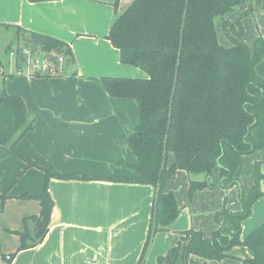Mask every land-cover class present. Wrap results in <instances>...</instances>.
Here are the masks:
<instances>
[{
  "label": "crops",
  "instance_id": "1",
  "mask_svg": "<svg viewBox=\"0 0 264 264\" xmlns=\"http://www.w3.org/2000/svg\"><path fill=\"white\" fill-rule=\"evenodd\" d=\"M114 1L32 3L28 0H0V27L17 32V43L22 38L29 40L31 34L52 37L68 45L73 55L72 63L64 64L60 76L37 78L25 75L21 77L24 91L15 92L35 118L32 131L18 142V153L38 166L50 164L59 173L71 177L50 179L48 190L53 208L48 231L36 246L15 253L20 237L7 232H22L23 219L40 212L37 200L20 196L41 194L44 173L35 167L25 170L24 160L11 155L8 148L0 145V196L8 194L4 201H0V248L5 256L12 255L11 260L3 259L0 264L139 262L148 238L155 188L106 179L135 173L132 166L136 158L127 138L139 124L138 106L130 99L110 97L101 79L141 75H136L140 73L137 71H117L118 65L123 64L113 46H107L108 50L82 47L87 41L100 43L98 35L109 31L115 19ZM126 4L127 0H121L119 11ZM259 6L263 17L264 0H260ZM88 13L92 20H87ZM96 14L95 23L101 24L103 32L94 25ZM8 24L13 27L9 28ZM172 161L170 156L168 165ZM256 171L260 175L258 186L264 193V148L240 158L235 177L246 193L256 184ZM203 179V174L178 170L167 180L166 191L174 195L177 205H181L178 218L171 224L172 230L181 231L182 215L181 222H189L196 230H204V236L208 237L218 228L214 220L216 212L223 207L232 212L241 210L238 190L233 187L199 190L194 194L193 202L187 204L190 181ZM263 220L264 196L256 201L250 217L242 222V236L252 232ZM27 226L33 230L34 223L29 221ZM175 234L172 240L180 237ZM156 236L150 245L151 251L155 250L154 256L164 254L168 245L162 248L163 235L159 239ZM228 254L229 257L222 261H205L196 256L191 259L197 264H245L244 261L250 258L247 249H233ZM234 257L243 261L238 262Z\"/></svg>",
  "mask_w": 264,
  "mask_h": 264
},
{
  "label": "trees",
  "instance_id": "2",
  "mask_svg": "<svg viewBox=\"0 0 264 264\" xmlns=\"http://www.w3.org/2000/svg\"><path fill=\"white\" fill-rule=\"evenodd\" d=\"M244 1L133 0L115 17L106 36L118 50L121 64L139 68L148 76L146 79H101L110 97L135 101L139 115V124L127 138L136 158L132 166L134 175L106 179L150 185L155 189L158 183L160 186L138 264H142L148 247L154 209L155 233L166 230L178 217L180 209L175 197L166 191L167 180L178 170L204 175L202 181H190L189 201L199 190L216 185L223 189L236 186L242 208L232 212L223 207L216 212L214 220L218 228L208 237L199 230H187L165 257L157 259V264H186L190 256L222 261L238 245L249 252L250 258L245 264H264V220L249 235L241 237L242 222L249 217L254 202L263 196L258 188L260 175L256 171V184L248 193L235 177L240 158L264 148V42L257 38L251 50L231 38L233 46L224 48L218 43L215 31V20ZM229 25L224 23V27ZM241 34L239 27L236 35ZM34 37L36 35H30V43ZM41 38L43 44L31 43L33 48L63 54L65 63H72L68 45L52 37ZM33 76L54 77L50 74ZM9 77L12 79L13 75ZM3 86L4 81L0 90V145L23 159L25 170L35 167L44 173L41 194L20 196L37 200L40 212L24 218L23 231L16 232L20 237L15 252L18 253L39 244L48 231L53 208L48 190L50 179H70L71 176L59 173L50 164L38 166L18 153V142L32 131L35 118L27 111L23 99L8 95ZM166 136V162L161 172ZM170 156L173 161L168 165ZM7 197L6 192L0 196V201ZM29 221L34 223L32 232L27 226ZM3 259L5 255L0 251V261Z\"/></svg>",
  "mask_w": 264,
  "mask_h": 264
},
{
  "label": "rangeland",
  "instance_id": "3",
  "mask_svg": "<svg viewBox=\"0 0 264 264\" xmlns=\"http://www.w3.org/2000/svg\"><path fill=\"white\" fill-rule=\"evenodd\" d=\"M120 1L121 0H115L114 3L112 4V6L114 8L115 17L117 15H120L121 13H123L128 8L127 6L130 5L133 0H127L128 4H126V6L124 7V9H125V10L123 9L124 11L123 10L119 11ZM259 5H260V0H245L243 3H241L240 5L235 7L231 12L225 14L223 17H220L216 21V24H215V31H216L218 43L221 46H223L224 48H230L233 46V44L231 42V38H233V39L240 41L241 43L246 44L252 50L254 41L257 38L262 39V41L264 42V16L262 17V15H260V9H259L260 6ZM91 15H94V14L91 13ZM97 16H98V14H96V19L94 20V25L98 26L99 30H101L103 32L104 28H102L101 24L95 23V21L97 20ZM86 17H87V20H92V18H90L89 13ZM238 21H239V24H238ZM111 23H113V22H111ZM224 23H228L230 25L227 27H224ZM111 25H110V27H111ZM9 26H11L9 28L13 27L11 24ZM239 27L242 31V34L240 37H237L236 33L239 31ZM108 32L105 34L98 35L99 38H97V39L100 42V43H98L99 45L95 43V40H92V41H87L85 44L82 45V47H85L89 50H96V49L101 47V49H107L108 50L107 46L112 47V45L106 39ZM94 37H96V36H94ZM31 43H32V41H31ZM31 43L29 40H26L24 38H22V40L20 39L17 43V32H14L13 29H6L4 27H2V28L0 27V60H1V63L3 64L5 73H7L9 71H12V73H13V78H12L13 80L9 76H4L3 80L0 79L1 85H2V82L4 81L3 87L5 88V92L8 95H18L19 96V94H16L15 92L24 91L22 83H21L22 82L21 80H23V78H21V77H24L28 71V66L26 64H23L21 66V68H22V71H20L21 74L16 75V70H15L16 60H14V58L11 56L10 51H12L13 49L26 47L25 46V44H26L27 47L32 50V52L34 51V53H35L34 57L38 60H42V57H43L42 50L40 49V47H37L36 49L33 48L34 46H32ZM52 54H54V53H52ZM122 70L123 71L124 70L137 71L138 73L139 72L140 73L136 74V75H141V76H126V78L146 79L148 77L144 71H142L139 68L133 67V66L127 67L124 65H120V66L118 65L117 71L121 72ZM57 75H59V74H57ZM130 75H135V74H130ZM52 76H56V75H52ZM120 77H124V76H120ZM10 80H12V81L8 82L6 84V82L10 81ZM1 88H0V90H1ZM214 174L217 177L218 171H216V173H214ZM241 186H242V184H241ZM219 187H220L219 185H216L213 188H211L210 190H214V189L219 188ZM233 188H237V187L234 186ZM258 188H259L260 192H262L260 186H258ZM242 189L244 191L243 186H242ZM196 192H194V194ZM194 194L192 196L191 201H189V198L187 195V204H190L193 202ZM263 196H264V193H263ZM256 201L254 202V204L256 203ZM176 204H178V202H176ZM224 204H225V200L223 201V206H224ZM177 206L180 209L181 205H177ZM251 213H252V208H251ZM251 213H250V215H251ZM250 215H249V217H250ZM178 216H179V214H178ZM181 216H180V223H179V229L181 231L172 230L173 227L170 224L166 230H161V231H157L156 233H154L153 239H154L155 235H157L156 238H158V239L161 237L160 235H163L161 237L162 240L160 241L161 242L160 245H162V248H163V246H166L168 244L164 249V251H166V252L164 254L161 253V254L154 256L155 250L153 249L151 251V248H150V250L147 254V257L145 258L146 260H145L144 264H157V259L159 257H165L167 255V253L169 252V250L178 244V242L181 240L182 234L184 232H186L187 230H190V229L196 230L194 227L189 225V222H186V221L181 222ZM248 218H246V219H248ZM258 225H260V224H258ZM183 226H186V228L182 229ZM33 230H34V228H33ZM33 230H29V231L32 232ZM199 231H201L203 233L204 230H199ZM241 231H242V227H241ZM7 233L10 235H11V233L16 234V232H13V231H11L10 233L8 231ZM173 233H176L175 235H179L180 237H178V238L176 237V239L173 238V240H174L173 241L172 240ZM248 233L242 236V232H241V237H246V235H249L251 232L249 234ZM243 234H244V232H243ZM203 235H204V233H203ZM153 239H152V243H153ZM0 245H1V243H0ZM151 246H152V244H151ZM233 249H237L239 251L246 250L245 247L241 246V245L234 246L231 250H233ZM0 251H1V248H0ZM1 253H2V251H1ZM191 258L192 257L190 256L187 259L186 264H197L198 263L197 261H194V259H191ZM234 260H236L238 262L243 261V259L239 258V257H234Z\"/></svg>",
  "mask_w": 264,
  "mask_h": 264
},
{
  "label": "built area",
  "instance_id": "4",
  "mask_svg": "<svg viewBox=\"0 0 264 264\" xmlns=\"http://www.w3.org/2000/svg\"><path fill=\"white\" fill-rule=\"evenodd\" d=\"M42 60H38L34 57L35 53L32 52L28 47H22L13 49L10 51L11 56L16 60L15 70L16 75H20L22 71L21 66L26 64L28 66L27 74L28 76H33V74H50L57 75L62 73V67L66 61L63 54H50L48 52H43ZM13 75L12 71L5 73L3 64L0 60V79H4V76ZM1 88V83H0ZM5 259L10 260V256H5Z\"/></svg>",
  "mask_w": 264,
  "mask_h": 264
},
{
  "label": "water",
  "instance_id": "5",
  "mask_svg": "<svg viewBox=\"0 0 264 264\" xmlns=\"http://www.w3.org/2000/svg\"><path fill=\"white\" fill-rule=\"evenodd\" d=\"M43 42H44V40H43L41 37H38V36H36V37H34V38L32 39V44H33V45L43 44ZM176 79H177V70H176V74H175V80H174V86H173V89L175 88ZM172 97H173V92H172L171 99H172ZM0 101H1V99H0ZM170 108H171V104H170ZM166 141H167V136L165 137V145H164V150H163V158H162V164H161V172H162V170L164 169V167H165V162H166ZM159 188H160V186H159V183H158V184H157V187H156V189H155V198H154L155 201H156V199H157V195H158V192H159ZM155 208H156V204H155ZM155 214H156V209H154V217H153V225H152V226H153V229H152V232H151V236H150L149 244H148V247H147V250H146V253H145V256H144V260H143L142 264L144 263L145 258L147 257V254H148V252H149L150 245H151V242H152V238H153L154 233H155V232H154L155 221H156Z\"/></svg>",
  "mask_w": 264,
  "mask_h": 264
}]
</instances>
